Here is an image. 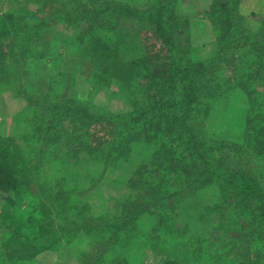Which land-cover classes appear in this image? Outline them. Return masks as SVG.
Masks as SVG:
<instances>
[{
  "label": "trees",
  "instance_id": "1",
  "mask_svg": "<svg viewBox=\"0 0 264 264\" xmlns=\"http://www.w3.org/2000/svg\"><path fill=\"white\" fill-rule=\"evenodd\" d=\"M55 1L59 7L54 5ZM237 2L223 0L212 8L214 31L218 42L221 41L214 57L187 64L186 58L193 60L192 51L188 46L177 44L173 35L181 24L180 16L175 12L177 0H145L139 5L119 0H42L37 15L17 17L11 25V32L0 36V80L18 83L19 94L35 111L29 119L34 126L31 135L34 136V145L40 144L41 147L32 148L35 152L32 155L21 153L12 135L0 132V193L18 197L35 184L43 194L47 187L28 177L41 170L39 162L45 152L50 155L64 149L83 150L89 154L97 148V158L106 154L105 163L110 164L118 157L128 156V159H123L129 160V144L134 150L144 141L156 166L154 178L156 180L160 176L163 180L150 185L142 196L140 194L130 201L133 207L129 214L123 215V219L121 217L108 225L115 229V233L112 243L98 253L99 262L112 244L122 240L126 246H137L143 239L147 246L168 255L178 254L177 258L188 257L189 264H200L199 256L204 254V250L196 249L193 243L196 241L189 233L180 240L169 241L172 233L165 240L157 235L163 228L156 232L157 227H150L144 232L145 236L138 237L140 231L136 227L141 219L156 211L159 212L157 215L163 216L173 202L188 197L190 190L206 184L217 186L228 198L229 217L237 220L240 213L245 216L247 211L250 212L249 216L257 221L260 228L257 230L258 225L254 226L247 234L251 240L261 237L264 243V178L254 173L252 165L246 168V164L242 165L238 160L246 155L250 159L264 158V16L256 33L245 41L247 45L242 50L241 47L238 49L237 44L242 39L235 35L244 28L240 23L245 20L237 11ZM56 16L76 30L74 39L83 46L86 57L106 65L109 73L116 75L126 91L132 94L130 102L133 109L130 112L124 115L92 114L65 96L52 99L49 95L36 96L21 82L22 70L37 48L32 41L39 38L42 28ZM123 18H133L154 27L153 35L160 46L157 49L155 45L157 50L152 56L131 62L120 59L117 41L111 32ZM231 47L238 49V60H234V53L226 55ZM179 52H184V55ZM223 61L225 69L221 67ZM219 70L225 71L218 74ZM237 91L239 93L234 95ZM233 104L245 105L247 109L241 136H234L228 143L221 138L209 137L202 119H211V109L224 107L226 110ZM40 108L42 111L38 117L36 111ZM84 120L93 121L92 124L97 126L112 123L114 132L111 139L99 144L90 138L88 130L78 133L77 122L83 124ZM65 124L74 127L69 130ZM132 128L136 130L131 132ZM133 190H136L135 186ZM32 207L21 214L10 234L2 241L19 240L20 250H17L20 254L26 249L23 256L27 262H32L37 254L48 249L46 238L49 228L45 226L52 220V210L43 200ZM145 229L144 225L141 231ZM128 231H136V238L121 237L120 234ZM218 239L220 237L213 238L215 242H219ZM216 253L208 255L207 261L227 264Z\"/></svg>",
  "mask_w": 264,
  "mask_h": 264
},
{
  "label": "rangeland",
  "instance_id": "2",
  "mask_svg": "<svg viewBox=\"0 0 264 264\" xmlns=\"http://www.w3.org/2000/svg\"><path fill=\"white\" fill-rule=\"evenodd\" d=\"M40 1L42 0H0V36L4 37L11 32V25L17 17L37 15L38 7L42 4ZM119 1H132L139 5L145 0ZM221 1L223 0H177L175 12L180 16L181 24L175 28L173 35L177 44L188 46L192 51L193 60L186 58V64L189 61L195 63L211 60L221 45L214 31L215 15L212 12L213 6ZM237 3V11L245 20L240 23L244 28L239 29L235 35L239 40L242 39L237 44L238 49L241 47L242 50L247 45L245 41L249 39L248 36L256 33L260 27V20L264 16V0H238ZM54 5L59 7L56 1ZM52 11L53 9L50 13ZM153 31L154 27L149 23L133 18L120 20L111 32L117 41L120 59L131 62L147 55L152 56L160 46ZM75 34L76 30L69 24L59 21L57 16L51 18L50 24L42 28L39 38L32 41V45L37 48L34 50L35 55L22 70L21 82L29 91H34L36 96L49 95L51 99L54 96H65L86 107L92 114L124 115L130 112L133 109L130 102L133 100L132 94L126 91L125 85L116 75L109 73L106 65L86 57L83 46L74 39ZM155 45L158 46L157 49ZM233 47L226 55L234 53V60H238V49L234 50ZM179 53L184 55V52ZM225 66L224 62L221 67L225 69ZM224 71L217 72L219 74ZM17 86L18 83L0 80V132L12 135L19 144L21 153L32 155L35 154L32 148L41 147L40 144L34 145V136L31 135L34 126L29 119L35 111L19 94ZM234 93L237 95L239 92ZM41 111V108L36 111L38 117ZM246 111L245 105L239 104H233L226 110L224 107L219 110L211 109V119H202L203 127L209 137L221 138L228 143L241 136ZM92 122L84 120L80 124L78 121V133L88 130L95 143L108 142L113 135L114 125L106 123L97 126ZM89 125L92 127H86ZM43 126L44 124L41 126V133ZM65 126L69 130L74 127L71 124ZM135 130L136 128H132L131 132ZM130 145L129 160L123 159H128V156L118 157L110 164L105 163L106 154L97 158V148L89 154L83 150L78 152L64 149L50 155L49 152L41 154V170L35 172V175H29L28 179L32 177L34 182L44 184L47 187L46 195L45 192H39L35 184L18 197L0 193V264H189L188 257L168 255L158 248L147 246L143 239L139 240L137 246L130 247L120 240L106 249L100 262L97 259L98 253L112 243L115 229L108 225L116 223L121 217L123 219V215L129 214L133 207L130 201H134L140 194L142 196L150 185L163 180L160 176L156 180L154 178L157 174L156 166L152 162L148 145L141 141L134 150L131 143L129 147ZM238 160L242 165L245 163L246 168L252 165L254 173L259 178H264V158L250 159L246 155ZM133 186L136 190H133ZM187 194L188 197L173 202L163 216L157 215L159 212L156 211L141 219L136 227L140 231L138 237L145 236L144 232L153 226L157 227L156 232L163 228L157 234L161 240H165L170 233L173 235L169 241L180 240L189 233V236H193L192 240L196 241L193 242L196 249L204 250V254L199 256L202 261L200 264H211L212 261H207V256L215 252L227 264H264L262 238L251 240V236L247 234L248 230L258 225L249 216V211H245V216L240 213L237 220L229 217L228 198L214 185L206 184ZM39 200H43L52 210V220L45 226L49 228L46 238L48 249L37 254L32 262H27L23 256L26 249L19 254V240L2 241L10 234L21 214L37 205ZM144 225L146 229L141 231ZM256 228L259 230V225ZM30 231L34 232V229ZM135 232H123L124 235H120L136 238ZM214 236L220 237L219 242L213 240ZM259 252L261 256H258ZM257 257L259 260H256Z\"/></svg>",
  "mask_w": 264,
  "mask_h": 264
}]
</instances>
